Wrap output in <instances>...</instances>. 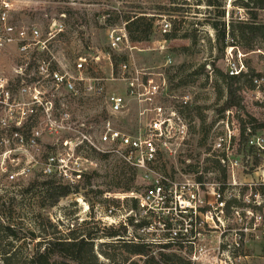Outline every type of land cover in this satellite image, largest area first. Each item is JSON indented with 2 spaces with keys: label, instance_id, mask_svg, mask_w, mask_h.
<instances>
[{
  "label": "rangeland",
  "instance_id": "1",
  "mask_svg": "<svg viewBox=\"0 0 264 264\" xmlns=\"http://www.w3.org/2000/svg\"><path fill=\"white\" fill-rule=\"evenodd\" d=\"M4 1L9 4V8L6 9L8 24L28 30L35 27L42 39H47L46 52L39 53L31 48L27 59L21 58L14 46L0 49V84L11 90L13 95H17L21 85H32L36 80L35 69L39 60L50 61L53 70L74 75L76 74L75 63L79 58L86 59L85 73L102 79L103 94L100 97L85 96L82 93V85H77L76 97L62 93V98L67 112L75 120V125L79 127V134H82V131L91 133V137L96 142L100 123L107 118L105 97L110 94L124 96L125 86L116 78L120 76L119 64L129 62L138 70L163 77L168 88L166 91L169 96L168 101L174 97L188 98L186 108L178 107V111H182L181 116L187 123L188 135L173 157H164L156 162L152 168L153 173L137 171L134 188L129 193H122L121 189L115 186L118 182L115 177L124 166L115 157L108 155L104 158L100 153L97 155L98 152L93 148L96 151L95 154L83 148V151L78 149L76 153L79 157H73V160L78 159L77 166L70 164L71 160L65 156L68 148L64 147L63 143L65 140L75 141L78 136L76 128L73 132L65 131L57 136L44 133L39 144L40 151L27 146L18 147L11 142L9 148L2 149V152L6 150L10 152L7 151L5 158L0 159V163H5L9 174L21 172L24 169L29 171L25 175L17 176L13 182L6 179L7 174H0V212L3 211L2 207L11 211L12 222L17 227H21V233H28L26 229H32L37 224L35 215L38 210V187L41 183L53 180L61 184L79 185L89 181L90 186L87 189H80L78 194L63 198L52 209L50 217L59 233L58 236L65 237L72 229L71 224L75 226L74 230L77 229L75 235L81 236L84 230L95 232L97 229L95 223L98 221L101 225L108 227L126 226L127 233L124 239L128 241L143 237V239L157 240L158 235H161L157 223L154 224L156 230L149 233L143 234L139 229L134 228L139 221L148 222L152 219L145 217L139 204H137V210H132L133 200L129 198V195L143 194L144 188L151 185L159 176L176 182H186L196 178V174L201 172L206 175L208 181L219 180L218 174L204 170L212 168L209 162L205 163V160L209 159L207 154L211 148L212 137L219 131L217 124L221 116L218 109L224 101V98L218 99L217 85L220 84L216 70L225 72L223 63L225 52L222 55L217 52L216 34L210 26L211 22L218 21L217 11L214 8H208L206 0H0V15ZM225 1L223 0L225 9L223 21L226 25L244 21L242 19L249 21V10L243 9L241 5L246 2L245 0H232L229 7ZM173 8L183 9L184 12L174 14L170 11ZM237 9L243 10L241 19ZM256 13L258 15L256 23L264 24V11L260 10ZM139 16L144 17L145 27L148 24L151 25L149 40L140 43L129 41L136 47V50L132 51L123 46H119L117 50L111 49L109 33L123 31L126 34L125 19ZM174 29L179 38L164 40L163 32H171ZM180 35H186L187 38ZM234 42L237 43L236 40ZM235 46L241 52L248 53L246 62H249V67L258 73L263 62V56L260 53L264 52V41L261 39L253 41L250 52L239 44ZM182 49L186 50L182 51ZM108 55L110 60L107 59ZM95 58L99 60L92 62ZM113 58L118 60L116 67L113 66ZM203 65L204 71L195 74L200 72V67ZM111 73L115 76L114 81L110 78ZM44 88L45 91L54 89L51 84ZM242 89H244V93L241 92L240 105L244 119L242 126L264 125V107L255 104L249 89ZM127 102L126 108L115 118L114 125L120 131L131 134L141 127L144 117L140 115V112L143 108L132 100ZM177 102H179L178 99ZM6 114L8 115V111L4 113ZM10 115H12L9 123L11 126L18 115L14 109L11 110ZM55 118L58 119V111L55 112ZM38 122H43L41 117ZM29 123L31 122L26 120L22 124ZM33 126L36 127L34 124ZM41 127L44 128V125ZM251 132L253 133L252 128ZM9 133L10 130L5 132L0 128V138L8 136ZM254 134H264V131L258 130ZM50 148H53L52 152ZM48 154H54L57 158L62 155L63 157L58 159H64V165L67 164L68 176L71 177L73 170H79L81 178L78 180L73 176L71 178L75 183H71L68 178L62 180L45 175L43 170ZM253 162L255 165H264V156L260 159L254 156ZM12 200L14 203L10 204ZM109 210L111 214L108 213ZM129 217L133 219V226L127 222ZM82 222H87L88 225L82 228ZM49 231L53 232V230ZM24 237L15 244V247L21 246L20 260L28 257L35 243L39 241L38 239L30 242L29 233ZM105 242L109 241L98 240L94 247L101 264H109L97 250V245ZM1 244L3 245L4 241ZM99 249L109 251L108 248Z\"/></svg>",
  "mask_w": 264,
  "mask_h": 264
},
{
  "label": "built area",
  "instance_id": "2",
  "mask_svg": "<svg viewBox=\"0 0 264 264\" xmlns=\"http://www.w3.org/2000/svg\"><path fill=\"white\" fill-rule=\"evenodd\" d=\"M225 2L229 7L232 0ZM8 8L9 4L2 2L0 49L14 46L23 59H27L31 48L39 53L46 52L47 39H42L37 28H17L6 22ZM237 12L241 19L243 10L237 9ZM108 39L113 50L119 46L129 51L136 50L123 31L110 32ZM227 40L232 44L224 51L225 73L230 77L247 75L248 53L241 52L228 37ZM260 54L263 56L261 70L258 71L259 76L252 77L248 91L255 104L264 107V52ZM107 59L110 60L109 55ZM92 60L97 62L99 59ZM85 65L86 59L79 58L74 65L76 74L71 75L53 70L50 61L42 59L36 65V80H32V85H21L16 96L0 84V128L5 132L10 130L8 136L0 138V159L5 158L9 151L2 152V149L9 148L11 142L18 147L27 146L38 151L44 133L57 136L65 131L73 132L76 128L78 136L75 141L65 140L63 143L68 148L65 156L71 160L70 164L77 166L78 159L73 160V157H79L76 153L82 144L100 154L117 158L126 167L146 174L153 173L156 162L164 157H173L188 135L187 123L178 111V107L188 104V98L174 97L168 101V88L163 77L122 62L118 66L120 76L116 80L125 86V94L105 97L107 118L100 123L94 142L91 133L82 131L79 134V127L67 112L62 98V93L76 97L77 85H82L85 96L100 97L103 94L102 79L87 75ZM19 70L21 72V68ZM110 78L115 80L113 73ZM50 84L54 89L45 91L44 86ZM127 100L143 108L140 112L144 117L141 127L131 134L120 131L114 125L115 118L126 108ZM12 109L16 110L18 117L10 126ZM241 109L240 106L225 110L217 124L219 131L212 137L207 158L219 163L223 173L218 170L211 172L213 168L209 173L218 174L219 180L208 181L201 172L186 182L159 176L144 188L143 194L129 195L137 201L145 217L152 219L147 227L139 231L143 234L152 232L156 230L154 224H158L161 235L157 240L146 238L145 241L157 242L162 247L160 251L176 253L190 264L264 263V165L253 164L254 156L257 159L264 156V134L252 133L247 125L242 129L244 119ZM7 111L10 116L4 115ZM56 111L58 119L55 118ZM40 117L42 123L38 122ZM26 120L31 123L23 125ZM54 156L48 154L45 158V175L62 180L68 178L71 183H75L71 177L81 178L79 170H73L71 177L68 176L67 164L64 165V159H58L63 156ZM28 171L24 169L9 174L5 163H0V174H7L6 179L11 182ZM108 213L111 214V211Z\"/></svg>",
  "mask_w": 264,
  "mask_h": 264
},
{
  "label": "trees",
  "instance_id": "3",
  "mask_svg": "<svg viewBox=\"0 0 264 264\" xmlns=\"http://www.w3.org/2000/svg\"><path fill=\"white\" fill-rule=\"evenodd\" d=\"M245 3H241L243 9H246L250 15L249 21H239L238 23H230L228 25L223 21L225 17V9L223 0H206V6L208 8H214L217 11L216 18L218 21L211 22L210 26L215 31V43L217 45V52L222 55L224 49L230 44L226 41L228 37L233 41V45L239 44L242 48H245L248 52L251 51V43L256 39L264 41V24L256 23L258 18L257 11L264 10V0H245ZM172 13L182 14L183 9H170ZM144 17H133L125 19V31L128 41L131 43H140L148 41L151 34V25L148 24L145 27ZM228 27V28H227ZM187 38L186 35H180ZM164 40H176L179 38L177 31L174 29L171 32H165L162 34ZM236 40L237 43L234 41ZM186 49H182L185 51ZM247 54V53H246ZM118 60L113 58V66L116 67ZM248 66V74L241 77H230L225 72L216 70L219 84L217 90L219 93L218 99L224 98L222 106L218 109L219 116L228 109L240 107L242 103V95L244 89H251L252 77L259 76L255 73L254 69L249 67V62H246ZM204 71V65L200 67V72ZM187 106V105H186ZM183 107L182 109L186 108ZM180 110V109H179ZM183 115L182 111H179ZM107 116V115H106ZM252 121V120H251ZM252 122L255 123L253 120ZM253 132L264 131V125H250ZM244 130V127L242 126ZM87 148L90 152L96 153L89 146H82L80 149ZM78 153V151H77ZM99 155V153H96ZM101 157L106 158L108 155L100 154ZM210 163L213 170L206 168L205 172L210 170L223 173L221 166L217 162H211L209 159L205 160V163ZM255 162H257L255 160ZM137 171L131 167L123 166L122 170L117 173L118 182L116 187L121 189L122 193L132 192L136 179ZM199 179V178H197ZM90 186L89 181H84L82 184H61L53 180H49L41 183L39 189V197L37 200V213L35 220L37 224L32 229H26L30 234V242L39 239L28 257L19 259V247H15V244L23 240L26 234L21 233V227H17L12 222L13 213L5 210L2 207L0 212V264H101L99 263L97 252H95L96 241L107 240L109 242L100 243L98 246V254L106 259L109 264H190L187 260L182 259L176 253H164L161 250L162 247L157 242L145 241L143 238L128 241L124 239L125 233H127L126 226H106L101 225L96 221L97 229L95 232L82 231V235H75L77 229H73L75 226L71 224L72 229L68 231L65 237L58 236L56 226L52 223L50 213L52 209L63 199L71 194H78L79 190H85ZM1 201V198H0ZM132 210H137V201H132ZM14 203L12 200L10 204ZM128 224L133 226V219L129 217L127 219ZM149 221H139L134 228L141 229L149 225ZM75 224V223H74ZM88 225L87 222H82V228ZM101 225V226H100ZM49 230H53L50 233ZM56 232V233H55ZM100 234V235H99ZM3 239V240H2ZM4 241L2 245L1 242ZM99 248H108L102 250Z\"/></svg>",
  "mask_w": 264,
  "mask_h": 264
}]
</instances>
